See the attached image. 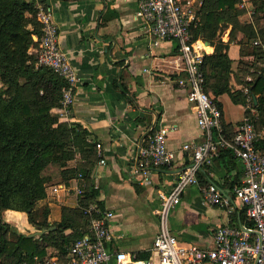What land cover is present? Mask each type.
<instances>
[{
  "label": "crops",
  "instance_id": "0c3cea01",
  "mask_svg": "<svg viewBox=\"0 0 264 264\" xmlns=\"http://www.w3.org/2000/svg\"><path fill=\"white\" fill-rule=\"evenodd\" d=\"M36 1L37 9L41 7L48 11L57 29L58 43L77 76L72 102L66 110L60 111L53 106L50 111L58 121L66 122L70 127L79 125L87 131V140L100 144L98 148L95 146L98 159L87 175L88 183L97 187L95 196L82 208L87 223L85 209L91 203L99 207L98 200L101 210L112 211L108 219L111 237L105 241L106 249L148 255L158 228L159 193L169 189L176 171L186 160L180 144L185 140L202 139L194 109L185 97V88L177 83L182 71L175 41L165 39L156 45L151 43L134 15L136 0ZM249 1L247 7L238 3L236 6L242 9L239 21L249 23L254 31L252 38L238 42L242 32L230 22L215 30V39L223 42L230 60V82L243 93L249 91L248 86L235 80V71L240 74L238 78L249 80L250 74L240 72L239 65L254 60L255 46L264 48V10H258L253 0ZM196 36L205 41V54H210L213 42L202 35ZM32 40H37V36L33 34ZM32 48L33 44L28 50ZM249 96L252 99V94ZM216 99L224 123L231 126L241 119L243 104L232 102L226 92L216 95ZM235 106L239 107L240 116L231 118L230 110ZM160 124L173 126L165 139L167 147L173 151V159L168 165L152 169L148 181L140 183L131 173L138 144ZM100 158L103 163L98 161ZM78 161L77 157L70 158L61 168L75 167ZM241 173V162L223 152H218L209 164L200 168L197 183L184 188L179 202L168 213L169 230L178 242L208 247L212 244L214 225L237 224L241 205L231 198L229 184L240 180ZM53 174L45 182V196L41 200L48 206L50 222L59 220L61 206H77L79 197L74 196L72 190L68 194L60 188L53 192L51 187L54 185L72 184L73 176L63 180L58 169ZM211 182L229 200L228 204L204 201L201 188ZM1 217L7 223L11 222L13 225L8 224L16 232L35 231L24 211L6 208L1 211ZM63 231L67 233L71 229Z\"/></svg>",
  "mask_w": 264,
  "mask_h": 264
},
{
  "label": "trees",
  "instance_id": "16d2710c",
  "mask_svg": "<svg viewBox=\"0 0 264 264\" xmlns=\"http://www.w3.org/2000/svg\"><path fill=\"white\" fill-rule=\"evenodd\" d=\"M36 2L0 0V82L3 85L0 89V264L30 263L33 255L64 259L70 243L87 231V215L82 208L92 200L97 189L87 181L89 169L98 159L95 141L86 139L85 129L58 121L50 111L60 103L65 80L51 68L35 65V52L28 50L31 44L37 45L32 35L38 39L41 34ZM253 2L258 10H264V0ZM237 3L238 0H202L197 24L191 31L194 36L199 34L213 42V51L204 54L200 63L203 89L210 93L220 111L216 95L226 92L232 102L244 105L243 115L255 126H261L264 125V48L255 46L254 60L239 65L240 72L250 74L249 80L238 78L240 74L235 71V80L248 86L249 91L243 93L231 84L232 70L225 45L215 39L216 28H222L226 22L242 32L238 42H246L254 36L249 23L239 21L242 9ZM256 62L261 65H255ZM249 93L255 97L254 102ZM224 126L230 131L229 123ZM219 152L234 158L229 149ZM73 157L79 159L75 167L61 168ZM53 166L63 180L80 172L87 186L79 195L77 206H61L59 220L50 222L48 206L41 200L45 196V182L56 170ZM234 182L229 184L232 199V187L239 180ZM96 203L101 207L98 200ZM6 208L24 211L33 230H45L36 236L16 232L1 217V211ZM238 218L240 223L251 225L245 218L243 205ZM51 225L53 228L48 229ZM65 228L71 231L64 233ZM10 230H13L12 238L7 235ZM137 256L146 257L147 254Z\"/></svg>",
  "mask_w": 264,
  "mask_h": 264
},
{
  "label": "built area",
  "instance_id": "2783aa9c",
  "mask_svg": "<svg viewBox=\"0 0 264 264\" xmlns=\"http://www.w3.org/2000/svg\"><path fill=\"white\" fill-rule=\"evenodd\" d=\"M201 0H136L135 17L144 33L156 45L162 40L172 39L177 49L182 75L177 83L185 88V97L194 109L196 123L202 133L201 140H185L180 150L185 153V163L176 171L169 189L160 192L157 209L158 228L146 257L133 252L108 251L105 241L110 239L109 209L101 210L96 204H89L87 231L81 233L68 246L64 259L58 256L33 255L29 263L21 264H264V125L255 126L247 115L231 125L224 126L222 114L213 97L203 89V73L200 63L206 53L203 39L192 34L197 24ZM249 0H239L238 5L247 7ZM36 19L41 34L35 52V65H45L65 80L58 107L65 111L72 102L73 87L77 76L66 52L58 43L55 24L47 10L39 7ZM253 43H256L254 40ZM264 47V45L262 44ZM172 125L160 124L144 138L137 148V159L132 175L140 183H146L152 169L170 164L173 151L166 145V134ZM98 148L99 143H95ZM220 149H229L232 156L242 164L239 183L233 185L234 198L244 206L246 220L251 225L217 224L211 229L212 244L200 247L194 243H180L168 227V213L180 199L184 188L198 181L197 173L204 164H209ZM103 163V159L98 160ZM72 184L54 185L66 194L72 190L74 196L84 192L85 181L80 172L71 177ZM205 202L228 204L229 200L214 183L201 188Z\"/></svg>",
  "mask_w": 264,
  "mask_h": 264
},
{
  "label": "rangeland",
  "instance_id": "374dc122",
  "mask_svg": "<svg viewBox=\"0 0 264 264\" xmlns=\"http://www.w3.org/2000/svg\"><path fill=\"white\" fill-rule=\"evenodd\" d=\"M255 65H261V62L259 63V62H256V64ZM3 87V85L1 84V82H0V89ZM231 113H230V116H231V118H237V117H239L240 116V109H239V107L238 106H235V107H233V108H231ZM10 225H13L11 222H8ZM19 225V227H21V225H20V223H18ZM13 231V230H12ZM12 231L10 230V231H8L7 233V235H8V237H10V238H12L11 237V233H12Z\"/></svg>",
  "mask_w": 264,
  "mask_h": 264
},
{
  "label": "water",
  "instance_id": "95a60500",
  "mask_svg": "<svg viewBox=\"0 0 264 264\" xmlns=\"http://www.w3.org/2000/svg\"><path fill=\"white\" fill-rule=\"evenodd\" d=\"M252 99L253 101H255V97L252 95ZM237 224L241 227V228H244L241 226L240 222L238 221ZM50 228H53V225L49 226L48 229ZM45 229L44 228H41L39 230H35L33 232H29L27 235H33V234H40L41 232H43Z\"/></svg>",
  "mask_w": 264,
  "mask_h": 264
}]
</instances>
